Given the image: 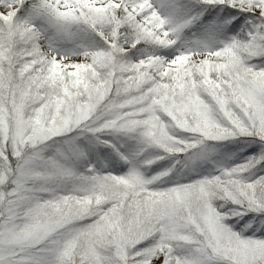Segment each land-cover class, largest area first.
I'll return each instance as SVG.
<instances>
[{
	"label": "snow or ice",
	"instance_id": "obj_1",
	"mask_svg": "<svg viewBox=\"0 0 264 264\" xmlns=\"http://www.w3.org/2000/svg\"><path fill=\"white\" fill-rule=\"evenodd\" d=\"M0 264H264V0H0Z\"/></svg>",
	"mask_w": 264,
	"mask_h": 264
}]
</instances>
